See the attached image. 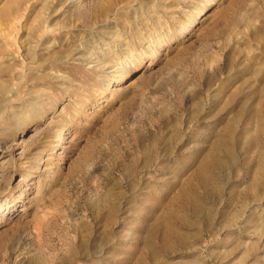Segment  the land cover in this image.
Masks as SVG:
<instances>
[{
	"label": "rangeland",
	"instance_id": "374dc122",
	"mask_svg": "<svg viewBox=\"0 0 264 264\" xmlns=\"http://www.w3.org/2000/svg\"><path fill=\"white\" fill-rule=\"evenodd\" d=\"M0 264H264V0H0Z\"/></svg>",
	"mask_w": 264,
	"mask_h": 264
},
{
	"label": "bare ground",
	"instance_id": "6f19581e",
	"mask_svg": "<svg viewBox=\"0 0 264 264\" xmlns=\"http://www.w3.org/2000/svg\"><path fill=\"white\" fill-rule=\"evenodd\" d=\"M199 11V13H198V15L197 16H195V17H193V18H191L190 20H189V22L186 24V26H185V28L183 29V31H182V35H183V33L184 32H186L187 33V31H189L190 29H191V27H192V25L194 24V22L196 21V19H197V17L201 14V11H202V9H200V10H198ZM82 55V54H81ZM93 55V54H92ZM91 55V56H92ZM95 56V55H94ZM134 57H135V55H134V53H131L129 56H127L126 58H124V59H122V61H121V65L120 66H118L117 67V69L116 70H111V69H109V68H112V66H108V63L106 64V62H105V60H103V58L102 57H100V58H98L97 60H96V58H95V60L96 61H94V59L93 58H88V61H85V64H88V63H91V62H95V64L93 65V67H100V69H102L103 71H104V73H103V79L104 80H106V79H108L109 78V75L113 72V71H117V76L118 77H121V76H123L124 75V72H125V69H126V65L127 64H129V62L131 61V60H133L134 59ZM83 58H84V56H83ZM85 59H86V57H85ZM102 76V75H101ZM102 78V77H101ZM62 124V123H61ZM63 129L64 128H57L56 130H55V135L51 138L52 139V141H60V140H62V138H63V136H62V131H63ZM65 129H66V127H65ZM31 140V137H30V135H26V136H21L20 138H19V140L17 141V146L20 148H22V150H21V152H20V155L23 157V155L25 154V152H24V148H23V146L25 147V145H27L28 144V141H30ZM40 151V150H39ZM43 151V150H42ZM41 153V152H40ZM40 153H38L39 155H37L36 156V161L37 162H39V161H41L42 159H43V157L40 155ZM54 153V151L53 150H51L50 152H48V153H46V154H49V155H51V154H53ZM25 164V163H24Z\"/></svg>",
	"mask_w": 264,
	"mask_h": 264
}]
</instances>
